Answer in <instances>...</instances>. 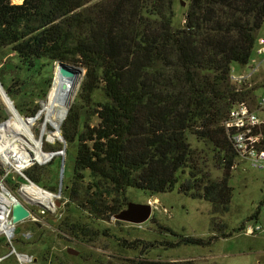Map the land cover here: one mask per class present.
<instances>
[{"label":"trees","instance_id":"trees-1","mask_svg":"<svg viewBox=\"0 0 264 264\" xmlns=\"http://www.w3.org/2000/svg\"><path fill=\"white\" fill-rule=\"evenodd\" d=\"M175 1L0 0V47H9L23 64L46 58L85 70L78 101L61 124L65 154L74 149L71 178L61 183L60 201L71 206L67 216L77 211L103 220L124 208L128 187L154 196L176 184L184 195L209 202L213 212L228 209L235 151L223 122L232 105L244 98L228 75L233 65L248 62L264 23V0H187L178 27L173 25ZM49 80L41 92L33 89L29 95L44 97ZM99 88L105 100L92 106L87 100ZM17 106L23 115L38 111L36 106L23 110L21 102ZM92 116L98 118L94 126ZM191 135L218 149L220 180L202 173ZM43 168L33 165L25 174L55 192ZM184 170L187 178L179 177ZM254 216L258 218V208ZM63 223L74 235L95 233L79 219ZM164 229L178 238L124 240L126 248L140 247L126 263L194 264L192 259L145 254L159 246L209 245L217 239Z\"/></svg>","mask_w":264,"mask_h":264},{"label":"rangeland","instance_id":"rangeland-1","mask_svg":"<svg viewBox=\"0 0 264 264\" xmlns=\"http://www.w3.org/2000/svg\"><path fill=\"white\" fill-rule=\"evenodd\" d=\"M186 6L187 0L175 1V16H173L175 27L183 24ZM261 34H264V23ZM1 56H3V60H0V84L6 93V89L9 90V98H12L10 100L14 107L17 106V102H21L23 110L33 106L40 109L42 101L50 92L57 62L54 63L46 58H35L31 65L23 64L20 57L9 47H0ZM232 67L239 68L237 64ZM84 73L85 70L82 69L77 91L71 104L74 103V100L78 101ZM47 79L51 80H49L50 85L45 89L44 97L38 98L36 94L29 95L33 89L34 93L41 92ZM256 80H260L256 85V92H258L261 90L259 85L264 84V68L260 70ZM19 95H23V99ZM102 100H105V96L99 88L91 93L87 103L95 106L98 101ZM6 117L7 119L4 121ZM29 118L31 117L27 119ZM1 121H4L3 125L6 126V128L0 126L2 130L14 126L9 110L0 96ZM97 122L96 116L89 119L90 126L96 125ZM41 123L42 118L32 129L37 139L40 138ZM61 130L62 128L59 130L60 140L48 141L47 134L42 136V139L40 138L43 142H41V148L44 152H46L45 150H61L66 147ZM189 142L199 156L198 164L202 173L207 178L220 180L223 177V167L218 161V149L209 141L197 139L192 135L189 136ZM61 157L64 158L62 172L59 169ZM73 161L74 149L67 150L66 154L63 150V154L54 156L48 163L31 164L24 170V174L33 165L44 167L45 178L50 179L47 183L54 184L57 192L60 177L61 183L64 185L70 180ZM187 174V170H184L179 177L187 178ZM10 177L22 182V178L15 173L10 174ZM229 184L232 186L231 202L228 203L226 211L218 213L213 212L211 204L206 200L179 192L177 184L172 191L158 193L154 196L148 191L128 187L127 202L150 203L152 207V216L138 225L118 221L112 215L103 220L87 219L83 213L77 211L72 216H67V209H71V206H67L66 200L63 199V203L60 202L59 205L54 201L56 213L53 216V213L36 214L35 219L29 216L18 223L14 229L11 243L5 237H0V264H21L15 252L31 255L32 260L22 264H127L125 259L136 257L140 252V247L126 248L124 240L127 244L132 240L157 243L164 242V240L174 241L178 238L166 232L164 226L172 229L178 235L200 237L204 240L214 236L217 239L214 238L209 245L181 244L172 248L159 246L146 251L145 255L151 259H192L194 264H264V232L259 237L242 233L248 224H258L264 227V169H252L247 163H241L231 170ZM8 186L16 192V185L10 183ZM60 199L61 197L57 198V201ZM26 205L33 212H37L35 206L29 202L26 201ZM257 208L259 216L255 219ZM76 219L92 228L95 233L92 232L93 234L85 237L80 233H75V235L69 233L66 230L68 227L63 222L70 223ZM225 232L232 234L222 238L221 236ZM69 246L76 249L77 254H68L66 248ZM12 249L15 252H11Z\"/></svg>","mask_w":264,"mask_h":264},{"label":"built area","instance_id":"built-area-1","mask_svg":"<svg viewBox=\"0 0 264 264\" xmlns=\"http://www.w3.org/2000/svg\"><path fill=\"white\" fill-rule=\"evenodd\" d=\"M252 48V52L246 65L236 69L233 67L230 69L228 75L229 80L235 87V90L243 93L244 98L232 105L228 118L223 122V126L229 134L228 137L230 143L235 151L233 168L238 167L241 163H247L252 169L260 170L264 169V84L259 85L261 90L256 92V85L260 82V80H256V77L260 73V70L264 68V34L256 36ZM16 110L19 116L23 118H34L39 113L38 111L32 115H23L19 113L17 108ZM7 117L4 121H6ZM4 121H1L0 124ZM39 137L42 139L40 132ZM63 150V148L57 150L54 153V156L63 154ZM54 156L52 158L50 157L42 164L52 161ZM0 161V237H5L7 241L11 243L14 236V229H16L18 223L24 221L29 216L33 218L34 216L37 217L36 214L53 213V216L56 213L55 205L53 211H51L50 208L40 202H32L30 204L35 206L37 212L35 213L30 209V213L25 219L17 223L13 222L11 220L13 204L15 202H21L26 205V201L21 194L24 187H33L32 191L35 194L43 195L50 193V195L56 196L54 199L55 203L57 198L62 197V194L61 191L53 192L34 183L32 179L24 174L26 168H20L17 167V165L9 166L7 163H3L1 158ZM11 171H13L18 177L22 178V182H19L14 178L10 179V183L17 186L16 192L9 188L8 184L10 183L6 180L10 174H14L10 173ZM34 188H36V190H34ZM63 201H59V203H63ZM26 206L28 207V205ZM55 217L54 218L57 219V216ZM263 232L264 227H261L258 224H248L242 233L252 237H259ZM11 252H15V250L12 249ZM15 254L18 258L19 256H26L27 262L32 260L31 255L26 253L15 252Z\"/></svg>","mask_w":264,"mask_h":264},{"label":"bare ground","instance_id":"bare-ground-1","mask_svg":"<svg viewBox=\"0 0 264 264\" xmlns=\"http://www.w3.org/2000/svg\"><path fill=\"white\" fill-rule=\"evenodd\" d=\"M70 69L71 72L66 71L56 64L50 92L45 100L42 101L39 113L34 118L20 117L0 84V96L14 122L12 128L0 129V158L3 163H7L9 166L17 165L20 168H27L32 163H44L47 159L54 156L57 150H45L46 152H44L41 148L43 142L41 143V140L37 139L32 129H34L39 119L42 118L41 136L47 134V140L52 142L61 139L59 130L61 129L62 120L67 114L71 101L76 94L78 81L82 74L73 68ZM63 85L64 87H62ZM0 126L6 128L3 123ZM32 189L33 187L31 186L24 187L21 194L29 201L40 202L53 211L56 196L50 195V193L35 194ZM19 261L21 264L25 263L27 262V257L19 256Z\"/></svg>","mask_w":264,"mask_h":264},{"label":"water","instance_id":"water-1","mask_svg":"<svg viewBox=\"0 0 264 264\" xmlns=\"http://www.w3.org/2000/svg\"><path fill=\"white\" fill-rule=\"evenodd\" d=\"M56 64H58L60 67H62V69L66 71L71 72L70 68H73L77 72L82 73L81 67L77 65H72L69 62L58 61ZM62 87H64V85ZM63 164H64V158L61 157V163L59 164V169L61 172L63 170ZM61 180L62 179L60 177L59 185H58V192L61 191ZM23 199L29 203L33 202V201H29L28 199L24 197ZM56 204L59 205L60 204L59 201H56ZM29 213H30V209L25 204L21 202H17V203L15 202L12 206L11 220L17 223L25 219L29 215ZM151 216H152V207L150 203H134L130 201H128L125 207L122 208L119 212H116L114 215H112V217L118 221L129 222V223H133L137 225L143 223L144 221L149 219V217ZM66 251L68 254H77L78 252L76 249H74L71 246L66 248Z\"/></svg>","mask_w":264,"mask_h":264}]
</instances>
